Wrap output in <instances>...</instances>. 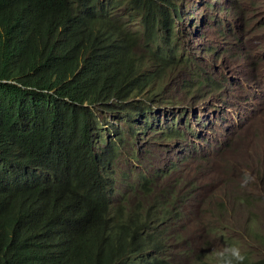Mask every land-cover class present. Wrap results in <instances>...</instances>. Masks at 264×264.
Wrapping results in <instances>:
<instances>
[{
  "label": "clouds",
  "instance_id": "1",
  "mask_svg": "<svg viewBox=\"0 0 264 264\" xmlns=\"http://www.w3.org/2000/svg\"><path fill=\"white\" fill-rule=\"evenodd\" d=\"M154 1L170 12L168 29L153 28L144 14L133 11V0H119L120 6L117 0H80L81 8L70 26L87 42L81 46L64 43L58 51L63 63L73 69L79 67L72 77L64 78L40 58L58 39L57 30L47 18L50 0H0V61L8 69L6 79L0 83L56 96L69 107L65 119L47 117L43 103L31 111H12L7 106L0 109V264H254L264 260L253 261L252 251H241L242 245L235 240L239 234L238 218L228 225H199L195 215L190 222L185 217V207L202 204L206 190L218 184L207 175L212 160L228 150L227 140L221 150L197 158L194 166L185 171V176L192 173L196 182L183 177L185 160L181 168L177 162L163 166L161 159L157 174L180 176L168 195L160 198L152 194L153 177L144 173L136 184L127 185V172L120 159L124 136H138L141 128L149 132L154 129L152 135L170 143L181 137L180 129L184 128L170 125L162 116L164 109L152 122L145 103L138 99L148 93L165 94L167 86L180 80L184 71L193 78L183 82L187 93H201L195 87L204 84L203 70L196 61L199 49L205 45V33H216L225 53L244 15L238 0H215L217 9L213 0H184L188 7H182L180 0ZM232 8L235 11L226 22L223 11ZM178 24L182 25L181 33L195 59L178 45ZM207 51H212V47ZM104 52L132 59L136 77L145 90L123 100L117 96V86L111 79L94 77L89 90L80 96L82 101L72 102L57 94L78 74L85 55ZM246 52L244 48L237 61L248 70ZM30 81L40 82L43 87L38 88L46 90L28 86ZM101 112L120 114L121 125L101 123ZM254 114L253 108L248 107L247 118ZM73 183L82 186L80 193L90 201L105 198L112 202L114 210L122 209L123 219L134 211L141 221H147L148 213L154 212L150 218L152 228L146 234L162 239L160 245L140 263L134 257L136 246L128 254L96 250L92 232L71 236L72 245L65 250L63 237L89 222V215L80 210L76 201L66 198V184ZM175 194H182L181 204L174 199ZM23 197L30 205L19 212L17 202ZM240 206L248 209L247 241L250 237L254 247L262 248L260 238L264 233L250 227L257 216L250 211L246 193ZM190 228L198 235L189 236ZM76 251L92 254L78 258L74 256Z\"/></svg>",
  "mask_w": 264,
  "mask_h": 264
},
{
  "label": "rangeland",
  "instance_id": "2",
  "mask_svg": "<svg viewBox=\"0 0 264 264\" xmlns=\"http://www.w3.org/2000/svg\"><path fill=\"white\" fill-rule=\"evenodd\" d=\"M181 1V6L188 7V2ZM217 9L219 6L212 1ZM264 0H238L244 15L239 22L237 33L231 39L227 52L220 49L216 33L207 31L205 45L199 49L197 67L203 70L201 81L203 85L196 86L201 90L198 95L188 94L184 81L193 78L190 72L184 71L181 79L167 86L164 93L157 96L148 93L142 100L147 113L151 114L152 122L158 119L157 113L162 111L164 119L170 125L177 124L181 137L167 143L159 136L139 130L138 136H124L120 146L123 170L127 172V185L136 184L142 173L153 177L150 186L152 194L157 197L168 195V191L180 176H164L157 174L162 165L178 163L183 167V177L196 182L192 173L185 176V171L194 166L197 158H204L210 152L221 150L227 140L226 152L210 163L211 170L207 178L217 181L215 187L208 188L202 204H194L192 208L185 207V217L188 222L193 215L199 219V225L231 224L235 219L239 234L235 240L242 245L241 251H252L253 261L264 258V246L254 247L255 243L245 237L248 209H240V201L246 193L250 211L256 214L254 227L264 233ZM235 9L223 11V18L229 21L230 14ZM225 23H222V27ZM201 27V26H200ZM182 25L176 27L179 37L178 45L195 59L186 38L181 33ZM221 28L217 27V31ZM212 47V51H207ZM246 49V63L250 69H242L238 58ZM196 70H194L195 73ZM175 98H178L175 101ZM186 100V101H185ZM238 101V103H235ZM248 107L255 114L248 119ZM101 123L108 121L121 125L120 114L100 113ZM254 117V118H253ZM253 118V119H252ZM252 119V120H251ZM140 121V118H138ZM105 127L107 125H104ZM126 191V190H125ZM178 204L183 202L182 194H175ZM240 209V210H239ZM237 210H239L237 213ZM189 236L198 235L195 229L187 231Z\"/></svg>",
  "mask_w": 264,
  "mask_h": 264
},
{
  "label": "trees",
  "instance_id": "3",
  "mask_svg": "<svg viewBox=\"0 0 264 264\" xmlns=\"http://www.w3.org/2000/svg\"><path fill=\"white\" fill-rule=\"evenodd\" d=\"M133 2V11L144 14L153 28H169L171 18L167 8L159 6L154 0H133ZM120 4L119 0H117V6H120ZM80 8V0H50L49 2L47 18L57 30L58 39L40 54V58L45 60L47 66L53 68L64 78L72 77L79 67L73 69L63 63L58 51L64 43L81 46L87 42V39L76 34L70 26L73 16ZM82 65L83 67L73 80L69 82L68 86L60 89L57 93L59 96L68 97L72 102L82 101L80 96L89 90V82L94 77L111 79L117 86V96L123 100H128L134 93H142L145 90L136 77L132 59L121 57L116 53L104 52L97 55H85ZM7 74V65L1 60L0 80L6 79ZM28 86L43 87L38 81H30ZM38 89L46 90L43 88ZM48 98L50 99L48 100ZM56 98L58 97L32 91L28 88L0 83V109L3 106H7L12 111H31L39 103H43L46 106L47 117L65 119L68 116V104ZM7 121L10 122V120ZM81 187L77 183L66 184V198H73L76 201L80 210L89 215V222L84 224L80 230L69 231L70 235L63 237L62 245L65 250L72 245L71 236L75 237L76 235L78 237L86 232H92L95 234L96 250L103 253L112 250H115L113 253L124 251L128 254L133 250V246H136L137 251H135L134 257L136 262L140 263L154 247L160 245L162 239H155L146 234L152 228L150 218H152L154 212L148 213L149 220L147 221H141L139 215L133 213L134 211L128 213V216L123 219L122 209L114 210L112 202L105 198L98 201H90L80 193ZM29 205L26 198L23 197L17 202V209L19 212H24ZM110 227L114 229H109ZM158 228L160 227L156 229ZM260 240L264 243L263 236H261ZM91 254V251H76L74 256L88 258ZM20 264L25 263L21 262ZM254 264H264V260L257 261Z\"/></svg>",
  "mask_w": 264,
  "mask_h": 264
}]
</instances>
